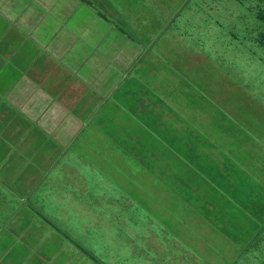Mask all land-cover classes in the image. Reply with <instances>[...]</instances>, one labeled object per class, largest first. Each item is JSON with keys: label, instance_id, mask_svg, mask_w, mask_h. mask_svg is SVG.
Returning <instances> with one entry per match:
<instances>
[{"label": "crops", "instance_id": "obj_1", "mask_svg": "<svg viewBox=\"0 0 264 264\" xmlns=\"http://www.w3.org/2000/svg\"><path fill=\"white\" fill-rule=\"evenodd\" d=\"M180 7L176 0H0V264H115L99 242L85 245L68 228L78 219L123 242V215L90 206L99 194L73 181L88 169L165 156L183 172L185 180L172 184L188 198L185 190L196 195L206 178L186 180V170L208 173L211 183L250 153L246 140L237 149L222 143L214 122L199 120L200 106L187 100L178 56L169 52L178 45L170 32L185 26ZM257 137L263 150L264 135ZM207 157L209 166L201 162ZM209 187L219 193L217 182ZM127 228L138 251L136 229ZM144 252L141 260L153 264L152 248Z\"/></svg>", "mask_w": 264, "mask_h": 264}, {"label": "rangeland", "instance_id": "obj_2", "mask_svg": "<svg viewBox=\"0 0 264 264\" xmlns=\"http://www.w3.org/2000/svg\"><path fill=\"white\" fill-rule=\"evenodd\" d=\"M182 1L176 0L181 5L177 20L185 26L180 27V33L170 32L171 43L176 40L178 45L172 44L169 52L170 58L178 56L179 61L175 62L180 76L185 75L187 100L200 106L201 109L195 108V116L200 112L199 120L207 126L209 121L214 122L212 132L222 143L237 149L246 140L250 153L244 159L234 157L233 171L228 177L215 173L212 184L208 173L186 170V180L206 178L199 179L196 195L185 190L188 198H183L182 190L172 184L185 180L183 172L179 173L165 156H148L147 162L138 158L136 166L125 164L126 159L121 158V166L105 163L104 171L88 169L85 179L73 181H88L90 192L99 194L100 203L90 206L123 215V242L119 244L118 237L111 239L103 234L99 226L85 229L78 219L68 222V228L85 245L99 242L105 252L109 250L104 256L112 255L115 264H151L141 260L150 248L153 264H264V227L259 238L249 245L253 241L250 237L264 223V149L257 148L256 141L251 140L264 135V0H184V5ZM186 109L191 113L194 110ZM249 128L250 143L246 137ZM224 132L232 139L225 140ZM165 146L166 142L153 154L158 155ZM210 159L202 158L201 162L209 166ZM242 160L251 166L241 168ZM166 163L171 166L170 174ZM253 163L260 166H252ZM101 166L100 163L96 167ZM166 182H170V187ZM216 182L219 193L209 187ZM76 214L80 215L74 210L72 215ZM126 226L136 229L133 232L138 251L131 250L128 244L126 235L130 230Z\"/></svg>", "mask_w": 264, "mask_h": 264}, {"label": "trees", "instance_id": "obj_3", "mask_svg": "<svg viewBox=\"0 0 264 264\" xmlns=\"http://www.w3.org/2000/svg\"><path fill=\"white\" fill-rule=\"evenodd\" d=\"M262 40L264 41V32L262 35ZM263 227H264V223L260 224V226H258V231L254 236H251L250 238H253V241L249 243V245H251L252 243H254L258 238H259V233L261 234V232L263 231ZM242 238V237H241ZM241 238H238L239 240H241Z\"/></svg>", "mask_w": 264, "mask_h": 264}]
</instances>
